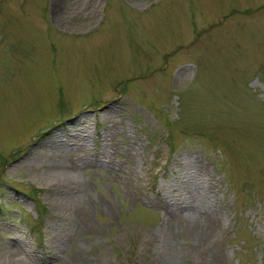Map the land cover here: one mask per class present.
I'll use <instances>...</instances> for the list:
<instances>
[{
  "label": "rangeland",
  "instance_id": "obj_1",
  "mask_svg": "<svg viewBox=\"0 0 264 264\" xmlns=\"http://www.w3.org/2000/svg\"><path fill=\"white\" fill-rule=\"evenodd\" d=\"M0 264H264V0H0Z\"/></svg>",
  "mask_w": 264,
  "mask_h": 264
}]
</instances>
